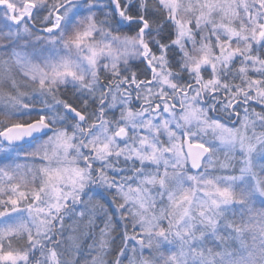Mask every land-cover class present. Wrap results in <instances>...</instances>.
<instances>
[{"label": "clouds", "instance_id": "clouds-1", "mask_svg": "<svg viewBox=\"0 0 264 264\" xmlns=\"http://www.w3.org/2000/svg\"><path fill=\"white\" fill-rule=\"evenodd\" d=\"M9 2L0 264H264V0Z\"/></svg>", "mask_w": 264, "mask_h": 264}, {"label": "snow or ice", "instance_id": "snow-or-ice-1", "mask_svg": "<svg viewBox=\"0 0 264 264\" xmlns=\"http://www.w3.org/2000/svg\"><path fill=\"white\" fill-rule=\"evenodd\" d=\"M4 4H7L9 9L13 7V5L9 2V0H0V5H4ZM26 4L29 7H34V5L32 4V0H26ZM115 6L120 9V15H125L123 0H116ZM61 11H64V10L58 9L55 15H56L57 20L63 21L65 16H68V17L71 16L74 9H69L68 11H66L65 16H61ZM137 15L138 13L135 12L131 6H128L126 19L131 21ZM59 26H60L59 24L50 22L44 27L43 30L46 32H54ZM135 27H140V25L136 24ZM259 36L264 37V32L259 33ZM5 99H7L10 102L13 100L11 96H6L2 91H0V101L5 100ZM77 115H80V113H77ZM37 125L47 127V118L43 113H38L36 118L26 123H16L12 125H3L2 123H0V137H3L6 134L11 132L16 136L23 138V135L25 133H27L28 135H32L33 133L31 132V129L36 128ZM11 143H12L11 139L7 143L4 142L3 140H0V151H7ZM190 148L192 149L191 157L194 161L198 159V156H199V153L196 151L197 149H203L204 151H208L207 147L201 143H191ZM11 203L16 204L18 203V201L12 200ZM11 258H12L11 253H7L3 256H0V260L11 259Z\"/></svg>", "mask_w": 264, "mask_h": 264}]
</instances>
